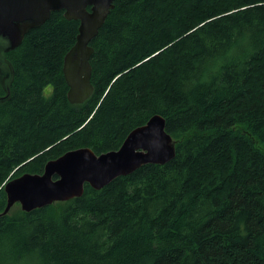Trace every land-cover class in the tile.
Masks as SVG:
<instances>
[{
	"label": "trees",
	"instance_id": "obj_1",
	"mask_svg": "<svg viewBox=\"0 0 264 264\" xmlns=\"http://www.w3.org/2000/svg\"><path fill=\"white\" fill-rule=\"evenodd\" d=\"M79 25L53 12L6 53L0 264H264V0H115L90 43L93 93L74 104L63 65ZM155 114L170 162L86 184L59 211L2 214L9 180L116 150Z\"/></svg>",
	"mask_w": 264,
	"mask_h": 264
},
{
	"label": "water",
	"instance_id": "obj_2",
	"mask_svg": "<svg viewBox=\"0 0 264 264\" xmlns=\"http://www.w3.org/2000/svg\"><path fill=\"white\" fill-rule=\"evenodd\" d=\"M115 0H0V82L10 96L13 69L6 53L18 47L25 35L42 26L53 12L63 11L67 19L80 22L76 43L64 58L63 72L74 104L85 102L93 93L91 82L92 40L98 35ZM9 72L3 78V66ZM5 77V74H4ZM176 156V142L166 128V119L153 115L146 124L133 129L116 150L97 154L89 147L69 150L49 160L42 173H24L5 185L8 214L19 203L30 212L84 193L89 184L99 190L119 176L129 175L145 164H166Z\"/></svg>",
	"mask_w": 264,
	"mask_h": 264
},
{
	"label": "rangeland",
	"instance_id": "obj_3",
	"mask_svg": "<svg viewBox=\"0 0 264 264\" xmlns=\"http://www.w3.org/2000/svg\"><path fill=\"white\" fill-rule=\"evenodd\" d=\"M8 72H9V69H7V66L4 65L3 66V78L6 81V83H8L7 79L9 78V75H6V73H8ZM4 74H5V77H4ZM49 90H50V87L48 88V91ZM62 203H63V201H58V202L53 203V207L55 208L56 211H59L61 209ZM17 208L21 209V205L16 204V210H17ZM20 264H41V261H39L35 257L34 258L30 257L29 259H24V261L21 262Z\"/></svg>",
	"mask_w": 264,
	"mask_h": 264
}]
</instances>
